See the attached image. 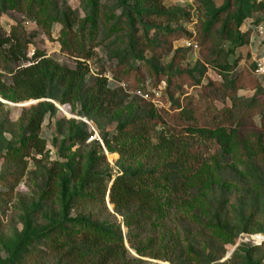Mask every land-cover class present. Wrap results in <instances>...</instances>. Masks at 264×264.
I'll return each mask as SVG.
<instances>
[{
    "label": "rangeland",
    "instance_id": "obj_1",
    "mask_svg": "<svg viewBox=\"0 0 264 264\" xmlns=\"http://www.w3.org/2000/svg\"><path fill=\"white\" fill-rule=\"evenodd\" d=\"M258 26L264 0H0V264H264ZM35 61L42 100L13 86Z\"/></svg>",
    "mask_w": 264,
    "mask_h": 264
},
{
    "label": "trees",
    "instance_id": "obj_2",
    "mask_svg": "<svg viewBox=\"0 0 264 264\" xmlns=\"http://www.w3.org/2000/svg\"><path fill=\"white\" fill-rule=\"evenodd\" d=\"M239 22L241 23L240 19H238V22L236 21L237 27H239L240 25ZM229 39H231V37H229ZM5 42L7 43L9 41L6 40ZM22 46V43L18 41V39H12L10 54L13 60L20 61L22 59H26V54L23 53ZM35 62H37V64L34 63L29 67L20 68L17 70L13 77V86L17 90H23L24 92H26L29 96V99L42 100L47 97L48 85L46 79L43 78L41 74V63L38 61ZM233 70L234 68L229 67L227 64L225 65V72ZM70 75L71 79L74 80L75 78V80H78L77 77H75L76 72H70ZM236 83V79L229 81V85L232 88H235ZM135 89L138 91H142L144 94H147L144 87V82L140 87H136ZM184 117L186 119H190L191 115L185 114ZM233 120L237 124V126L241 128L248 127L252 122V118L246 113L245 110H241L239 114L234 116ZM262 122L264 124V112ZM127 127L128 126L123 125L120 132H130ZM39 142L40 141L38 137L36 135L33 136V144H35V146H38ZM163 144L165 143H160L158 145L160 148H163L165 146ZM173 174L174 173L162 171L157 178L151 174H124L122 176H119L114 181H112V187L109 195L110 200L115 205L116 210H123L126 206L130 205L133 202H142L144 204H148L150 196L144 191L142 185L144 183L156 184L157 182H165L166 180L171 179V177L174 176ZM136 177H138V179H136ZM107 254L110 257H116L115 249H110Z\"/></svg>",
    "mask_w": 264,
    "mask_h": 264
},
{
    "label": "built area",
    "instance_id": "obj_3",
    "mask_svg": "<svg viewBox=\"0 0 264 264\" xmlns=\"http://www.w3.org/2000/svg\"><path fill=\"white\" fill-rule=\"evenodd\" d=\"M30 24V23H28ZM255 34L257 37H263L264 36V28L261 26H258L255 28L254 30ZM262 44V40L253 43V45L255 46L256 51L258 50V46ZM187 48H191V49H198V46L196 43H194L193 41H189L186 42L185 45ZM256 72L257 74L264 76V57L263 56H257V60H256Z\"/></svg>",
    "mask_w": 264,
    "mask_h": 264
},
{
    "label": "water",
    "instance_id": "obj_4",
    "mask_svg": "<svg viewBox=\"0 0 264 264\" xmlns=\"http://www.w3.org/2000/svg\"><path fill=\"white\" fill-rule=\"evenodd\" d=\"M232 254H233V252L231 253V255H232ZM231 255H230V256H231Z\"/></svg>",
    "mask_w": 264,
    "mask_h": 264
}]
</instances>
